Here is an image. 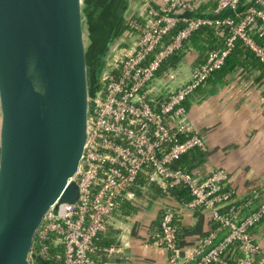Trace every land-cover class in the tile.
Returning a JSON list of instances; mask_svg holds the SVG:
<instances>
[{
	"label": "built area",
	"instance_id": "built-area-1",
	"mask_svg": "<svg viewBox=\"0 0 264 264\" xmlns=\"http://www.w3.org/2000/svg\"><path fill=\"white\" fill-rule=\"evenodd\" d=\"M154 1L159 11L151 9L145 0L124 20L112 62L103 70L100 88L91 99L95 107L88 141L74 179L80 198L74 205H54L37 231L36 255L44 260L99 264L92 258L97 237L108 230L121 198L136 202L133 190L141 176L165 194L176 186H185L191 196L189 206L211 212L216 228L196 250L193 264H227L223 255L235 242L241 244L243 258L239 264H254L257 256L264 255V247L251 233L264 219V202L245 218L240 208L231 206L224 212L235 200L226 171L204 167L190 174L173 167L194 149L207 152L203 136L189 121L184 106L187 97L224 66L237 41H242L264 65V0L243 11L240 9L245 0H218L213 18L209 14L196 17L200 6L191 0ZM224 12L234 17H220ZM181 23L186 26L166 43ZM203 26L213 27L218 37L225 38V47L200 55L189 76L172 89L170 84L178 77V68L162 74L160 70ZM159 81L161 87L154 84ZM261 83L264 89V78ZM224 230L228 232L220 238ZM46 243L62 247V254L53 256ZM155 245L170 253L169 264L187 263L180 260L176 209L171 205L162 211Z\"/></svg>",
	"mask_w": 264,
	"mask_h": 264
},
{
	"label": "water",
	"instance_id": "water-1",
	"mask_svg": "<svg viewBox=\"0 0 264 264\" xmlns=\"http://www.w3.org/2000/svg\"><path fill=\"white\" fill-rule=\"evenodd\" d=\"M129 3L118 8L111 37L122 31ZM83 4L0 0V264H30L49 210L80 198L74 179L104 70L90 75Z\"/></svg>",
	"mask_w": 264,
	"mask_h": 264
},
{
	"label": "crops",
	"instance_id": "crops-1",
	"mask_svg": "<svg viewBox=\"0 0 264 264\" xmlns=\"http://www.w3.org/2000/svg\"><path fill=\"white\" fill-rule=\"evenodd\" d=\"M120 1L121 6L123 0ZM144 1L130 0V13L137 10ZM191 1L199 5L200 10L201 7L216 6L218 0ZM245 1L252 4V0ZM199 10L196 17L212 14L214 9L212 12ZM230 14L231 12H225L220 17ZM105 15L107 18L102 17V28L108 25L113 17L110 13ZM200 57L197 51L188 50L178 67L186 63L194 69ZM259 75L256 70H238L227 82L204 84L192 96L188 111L189 121L203 136L207 146L206 170L226 171L229 176L228 186L235 192V200L246 202L247 199V206L251 202L257 205L250 211H245L247 215L242 211L243 218L257 211L259 205L264 202V89L260 85L262 83L256 81ZM157 190H151L150 196L137 197V209H132L129 213L117 210L111 217L107 235L118 244L108 250L105 264H169L170 253L155 245L160 231L162 211L167 205L176 209L180 260L187 261L185 264H193L191 258L196 255V250L216 228L211 213L209 210L190 207L191 200L182 202L172 190L167 194L163 193L160 187ZM256 193L258 197L255 198ZM253 236L256 242L264 247V219L253 229ZM30 264L50 262L36 255L34 251L30 255Z\"/></svg>",
	"mask_w": 264,
	"mask_h": 264
},
{
	"label": "trees",
	"instance_id": "trees-1",
	"mask_svg": "<svg viewBox=\"0 0 264 264\" xmlns=\"http://www.w3.org/2000/svg\"><path fill=\"white\" fill-rule=\"evenodd\" d=\"M250 5L252 4H250L247 1H244L243 7H241L240 11H243L245 7H248ZM215 7L216 6H211L210 8L206 6L203 8L201 7L199 12H207L208 10L212 12V10ZM209 15H211L209 17L213 18L212 14H209ZM224 17L233 18L234 15L231 13L230 15H225ZM185 26H186L185 23L179 24L178 27L175 28L171 32L170 36L167 37L166 43L170 42L171 38L175 36L177 32L183 29ZM227 35H229L228 32H227ZM224 47H225V38L218 37L213 27L203 26L192 34V37L190 38V40L185 43V48L183 50L170 56L166 60V62L164 63V65L162 66L160 70V74H162L163 72H168L170 70L177 69L179 63L184 59L186 52L188 50L193 49L197 51L199 55H203L206 51L222 49ZM238 70H243V71H248V72H253L255 70L259 71L260 75L256 79L257 82H261V80L264 78V65L259 61L258 58H256L254 53L242 41H237V43L235 44V47L233 48L231 53L228 55L224 66L220 70H217L211 76L208 82L212 85L217 84V83L227 82L229 78L233 74H235ZM203 85L198 87L194 93L200 90V88ZM194 93L190 95L189 97H187V99L184 102V106L187 112L189 111L190 103L192 102V96L194 95ZM207 165H208L207 152H204L200 149H194L188 154L183 155L180 158V160L176 161L173 164V167L175 169L188 172L190 174H197L201 169H204V167H206ZM157 188L159 189V186L157 184L148 183L141 176L139 178L137 187L134 188L133 192L135 193L136 197H140V196L144 197V196L152 195L150 193L151 190L158 191ZM144 190L146 191V193H143ZM172 191L178 197V199L181 200L182 202H187L191 200L189 191L185 186H176L172 189ZM251 201L252 200L250 199V202ZM247 202H249V200H246V202L234 200L233 203L230 204L229 206H226L223 209V211L227 212L230 210V208H232L231 206H233L237 209L240 208L241 212L243 211L244 214H246L245 211L248 212L250 211L251 208L257 207L255 202H251L249 206L246 205ZM244 206H245V209H244ZM132 209L133 210L137 209V204L133 200H129L127 198H121L118 201L117 210H119L120 212L129 213ZM243 212H242V215H243ZM107 232L108 230L105 233L100 234L96 240L97 251L96 253L93 254L92 258L99 264H105V255L107 254L108 250L111 248V246H117L118 244L116 240L111 239L112 237L110 235H107L108 234ZM227 232L228 231L224 230L220 234V238L224 237L227 234ZM251 233L253 234V229L251 230ZM45 245L50 247V251L53 254V256L62 254V247H59V246L54 247L50 243H46ZM37 249H38V246L34 245L32 251L34 252ZM223 257L226 260L227 264H239L243 258V255L241 253V244L239 242H235L231 244L229 248L225 251ZM48 262H50V264H62V259L61 260L52 259V260H49ZM254 264H264V255L257 256Z\"/></svg>",
	"mask_w": 264,
	"mask_h": 264
},
{
	"label": "rangeland",
	"instance_id": "rangeland-1",
	"mask_svg": "<svg viewBox=\"0 0 264 264\" xmlns=\"http://www.w3.org/2000/svg\"><path fill=\"white\" fill-rule=\"evenodd\" d=\"M120 0H84L83 8L85 10V16H84V31H85V42H86V48H87V54H88V65H89V70H90V75H92V70L94 68V54L96 52V49L98 47L97 40L100 39L103 28L101 25L102 16L101 12L103 10L107 11L106 13L112 16L113 18L111 19L110 23L114 19L116 13L118 12V8L120 6ZM103 3V4H101ZM89 5V6H88ZM106 5V7H105ZM112 8V9H111ZM111 10V11H110ZM100 14V15H99ZM109 16V17H110ZM107 18V15H106ZM124 23L121 25V28H123ZM178 73V77L171 82V87L172 89H175L177 86H179L182 82L181 80L183 79L182 77L186 73H191L192 69L188 65L181 64L178 69L176 70ZM157 87H161L162 84L159 82L154 83ZM167 88L164 87L163 90H166Z\"/></svg>",
	"mask_w": 264,
	"mask_h": 264
},
{
	"label": "flooded vegetation",
	"instance_id": "flooded-vegetation-1",
	"mask_svg": "<svg viewBox=\"0 0 264 264\" xmlns=\"http://www.w3.org/2000/svg\"><path fill=\"white\" fill-rule=\"evenodd\" d=\"M111 23L104 25L102 35L97 40L98 47L93 57L95 62L93 71H96V69L100 71L101 68L105 69L112 62L115 48L122 38V31H119L117 36L111 37Z\"/></svg>",
	"mask_w": 264,
	"mask_h": 264
}]
</instances>
